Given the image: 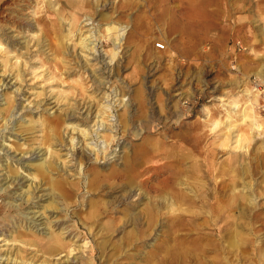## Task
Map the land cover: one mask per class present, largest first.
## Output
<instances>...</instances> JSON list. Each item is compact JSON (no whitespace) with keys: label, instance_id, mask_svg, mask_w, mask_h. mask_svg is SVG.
Returning <instances> with one entry per match:
<instances>
[{"label":"rangeland","instance_id":"obj_1","mask_svg":"<svg viewBox=\"0 0 264 264\" xmlns=\"http://www.w3.org/2000/svg\"><path fill=\"white\" fill-rule=\"evenodd\" d=\"M42 158L54 194L29 176ZM198 179L199 216L160 207ZM0 239V264H155L174 247L264 264V0H0Z\"/></svg>","mask_w":264,"mask_h":264},{"label":"bare ground","instance_id":"obj_2","mask_svg":"<svg viewBox=\"0 0 264 264\" xmlns=\"http://www.w3.org/2000/svg\"><path fill=\"white\" fill-rule=\"evenodd\" d=\"M111 32H114L115 33V39L116 40H114V41H118V40H121L122 39V37H123V35H124V33H125V29L124 28H120L119 30H117V33L115 32V29H112V30H108V33H111ZM86 41V40H85ZM82 44L83 45H85V42H82ZM113 57H114V55L113 56H111V58H110V62L113 60ZM256 99V98H255ZM255 99H254V102H255ZM252 103V102H251ZM105 109H106V111H110L111 109H112V107H105ZM244 114V120H246L247 119V116L245 115V113H243ZM99 117V116H98ZM98 117H96L97 119H98ZM112 117V116H111ZM108 118V117H107ZM110 119V118H109ZM68 125V124H67ZM93 127H97L95 130H94V135H96V137H98V132H100V129L102 128H104L105 127V125H104V123L101 121V120H96L95 122H94V125H93ZM254 127H255V125H254ZM253 128V127H252ZM73 130H75V129H78L79 130V127L78 126H74L73 128H72ZM72 130V131H73ZM104 130V129H103ZM76 131V130H75ZM79 132H80V134L83 136V137H87L88 136V133H86V131H84V130H79ZM98 140H99V138H98ZM103 141V140H102ZM99 144V145H98ZM100 144H101V147H100ZM106 145V143L103 141V142H101V143H99V142H96V145H95V147H97V146H99V148H100V150H102V151H104L106 148H107V145ZM103 146H105V147H103ZM49 148V147H48ZM94 148V147H93ZM50 155V154H49ZM50 159V158H49ZM48 165H49V162L47 163L46 162V159H44V158H42L41 160H39V163H37L36 165H35V167H34V172H33V174H30L29 176H30V178L32 179V180H38V178H41V179H46L47 180V182H46V184L48 185V187H49V191H50V194H54V192H57L56 190H59L60 189V185H59V183H57L55 180H53V178H51L50 176H49V168H48ZM194 167H195V165H194ZM193 171H194V173L193 174H191V176H189L192 180H194V177L197 179V177H198V173H200V171H199V167L196 165V168H193ZM189 177H187V178H189ZM176 178H177V180H175V187L177 188V186H179V185H182V182H184V180H183V178H185L186 179V177L185 176H183L182 174H181V172H179V173H177V175H176ZM172 180V179H171ZM190 183V182H189ZM188 183V184H189ZM188 184H186L187 186H188ZM190 185V184H189ZM194 187H193V189H191V193H192V195H190V197H186V196H184L183 194H181L180 193V191L178 192L177 190H179V189H175L176 190V192L173 194V197H169L167 194H163L162 196H161V199L163 200V204L161 203V205H160V207L161 208H167L168 206H170L171 208H172V206H175V205H178V204H176V203H179V204H184V205H188L185 209H183V212L184 213H187L188 215L187 216H199L201 213H199L198 211H195L194 209H192V208H196V207H198L199 206V202H200V194H198L200 191H201V189H202V187H203V185H202V183L200 182V179H198V181L195 183V185H193ZM181 189V188H180ZM193 190V191H192ZM169 192H170V190H168ZM167 191V192H168ZM182 192H183V190H181ZM173 192V191H172ZM58 194L59 195H61V193H59L58 192ZM169 195H170V193H169ZM189 195V194H188ZM172 196V195H171ZM53 201H50V203H52ZM157 202V201H156ZM240 203V202H239ZM53 204V203H52ZM160 204V203H159ZM149 205V204H148ZM190 206V207H189ZM146 207H148V210H147V214L151 211H153V210H157L158 208H159V206H158V204H156L155 206L153 205H151V206H146ZM176 207V206H175ZM175 207H173V208H175ZM181 207V206H180ZM210 208H211V211H209V216H212V212H213V208H212V206L210 205ZM44 209H47L46 207L44 208ZM182 209V208H181ZM201 210V209H200ZM160 211V210H159ZM171 212V211H170ZM174 212V211H173ZM156 213V212H155ZM160 214V213H159ZM152 215H154V213L152 214ZM147 216V215H146ZM31 219H33V217L31 218ZM46 226H48V229H49V225H47V224H45ZM48 234V238L45 240V242H44V250L49 254V256H52V257H54V256H56V255H59L60 253H62V251L61 250H64V244L62 243V241L58 238V237H56V236H53L52 235V233L51 232H47ZM195 240V239H194ZM194 240L192 241L191 240V244L192 243H194L195 244V242H194ZM4 240H2V239H0V242H3ZM12 243L14 244V243H20L21 245H26V247H33L34 245H33V243H34V239H32V238H30V237H19V240H12ZM84 246V245H83ZM15 249H17L18 251L21 249V248H16L15 247ZM59 251H61V252H59ZM72 251H74V249L73 250H71L70 252H69V255L72 253ZM58 252V253H57ZM172 252H173V255L175 256L173 259H170L169 261H167L165 258L163 259H160V260H158V262L157 263H155V264H199L198 263V257L199 256H197L193 251H190V250H188V249H186V248H180V249H178V248H173L172 249ZM55 253H57V254H55ZM1 255V254H0ZM153 254H150V256H148V257H151V258H153ZM11 257V256H10ZM15 257V256H14ZM146 258V264H149V258ZM155 257V256H154ZM66 259V261H68V256H66L65 257ZM3 259H5L6 261H8V259L7 258H4V257H1L0 256V262L3 260ZM145 259V258H144ZM4 261V260H3ZM13 263H16L17 261H18V259H17V257L16 258H13L12 260H11ZM189 261V262H188ZM19 263L18 264H31V263H24L22 260H20V261H18ZM29 262V261H28ZM45 262V260H43V263ZM4 263V262H3ZM144 263V262H143ZM92 264V263H91Z\"/></svg>","mask_w":264,"mask_h":264},{"label":"built area","instance_id":"obj_3","mask_svg":"<svg viewBox=\"0 0 264 264\" xmlns=\"http://www.w3.org/2000/svg\"><path fill=\"white\" fill-rule=\"evenodd\" d=\"M164 47H165V46H164V44H162V43H156V44H155V48L158 49V50H163Z\"/></svg>","mask_w":264,"mask_h":264}]
</instances>
